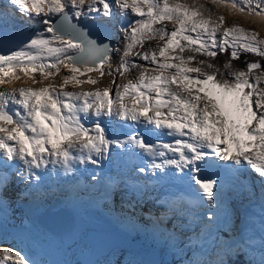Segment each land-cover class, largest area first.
I'll list each match as a JSON object with an SVG mask.
<instances>
[{
    "label": "snow or ice",
    "instance_id": "obj_1",
    "mask_svg": "<svg viewBox=\"0 0 264 264\" xmlns=\"http://www.w3.org/2000/svg\"><path fill=\"white\" fill-rule=\"evenodd\" d=\"M231 7L248 16H264V0H232ZM16 13L42 26L26 42L9 31ZM129 15L138 18L119 28L124 45L114 63L113 53L121 50L111 41L93 39L80 18L110 23L117 17L127 21ZM212 15L204 5L180 0H0V84L20 80V73L33 76L34 83L37 72L42 79L56 80L61 67L68 70L59 85L0 92V214L38 187L49 166L70 173L77 165H98L111 145L149 156L153 169L165 174L172 169L194 181L201 192L197 203L207 202L206 230L219 223L223 211L225 180L210 178L207 171L212 167L222 169L241 193L251 195L258 185L264 210V38L239 25L225 26V17ZM166 20L175 22L172 30L154 27ZM152 39L163 41L159 47L163 61L155 50L136 51ZM17 42L21 46L11 50L9 45ZM229 50L222 67L214 62ZM242 53L259 59H246L245 67L237 68L233 61ZM132 56L155 65L160 74L147 77L145 70L135 81L117 84L116 75L142 67L129 60ZM169 71L170 76L163 75ZM91 72L111 76L115 95L110 96L111 85L95 92L63 91L73 82L98 84L91 76L80 79ZM128 97L133 98L131 104L125 103ZM116 121L142 126L146 134L115 137L111 126ZM152 134L172 139L152 142L148 138ZM209 156L216 159H206ZM24 182L32 183L27 189L17 187ZM128 208L134 212L135 205L129 203ZM163 220L153 218L154 227L175 243V229L163 227ZM219 248L217 259H193L188 264H264V215L258 233L236 230L229 240L219 241ZM0 253V264L9 258L16 264H39L10 248ZM240 255L245 256L243 261L231 259ZM127 264L147 262L133 259Z\"/></svg>",
    "mask_w": 264,
    "mask_h": 264
},
{
    "label": "bare ground",
    "instance_id": "obj_2",
    "mask_svg": "<svg viewBox=\"0 0 264 264\" xmlns=\"http://www.w3.org/2000/svg\"><path fill=\"white\" fill-rule=\"evenodd\" d=\"M207 1L210 2V5L211 4L215 5V7L221 12L220 16L224 15L223 17H225L226 24H227L228 20H231V19L236 20L237 19V20H240L246 26L245 28L253 27L256 30V32H258L260 34L261 37L264 36V16H255V15L248 16L246 14V12L242 14L239 11H237L236 9L231 7L232 0H215V2H213V0H207ZM180 2L181 3H185V4H189V5H196V6L202 5V0H180ZM239 2H240V0H237V3H239ZM16 19H17V21L12 20V19H10V21H9L8 28H9L10 32H16L18 34H22L24 36L30 37L36 31H38V30H40L42 28V26L39 25L37 22L29 20L25 16H22V15L16 16ZM117 21H119V20H117ZM107 23L110 25V27L112 29V37H113L112 46L114 48H116V49H120L121 50V51L113 53V61L115 63L118 60V58H119V56H120V54H121V52L123 50V44H122V41H121L120 37L117 35V32H116L117 25H116V23L115 24L111 23V22L110 23L107 22ZM119 25H120V23H119ZM140 63L142 64V66H146L147 65L146 61H142ZM105 69L106 70L108 69L107 65H105ZM139 70L145 71L144 68L140 69V67H139ZM52 71H55V69H52ZM153 71H155L154 72L155 75H159L160 74L159 70H157V69H153ZM146 72H148V74H151L150 71H146ZM95 73H99V72H91V73H88V74L89 75H94ZM65 74H68V70L64 69L63 67H61V72H60V76L59 77H62V75H65ZM171 74H172L171 71L163 73V75H165V76H170ZM19 75L21 76L20 80H14L12 83L0 84V92L11 91L12 89H14L18 85H27V84L29 85V84H35V83H38V84H41V85L48 84L49 81L51 80V78L50 79H42L39 76L38 72L34 74V78L37 81L35 83L33 82V76H24L22 73H20ZM59 77H57V79ZM123 77L125 79L134 78L133 81L138 78V77L135 78V76H131L130 77V75L127 74V73ZM118 79H120V78H118ZM124 81L125 80H121L120 79V80L117 81V83L122 85L123 83H125ZM95 91H93V92H95ZM132 99H133L132 97L126 98L125 99V103L131 104L132 103ZM161 111L163 113H166L167 109L164 108V109H161ZM149 114L151 115L152 113H149ZM162 119H163V117H162ZM169 122H171L170 118H169ZM149 127H151V126H149ZM134 132L135 131H130L128 129V127L125 126L123 124V122H121V121H116L111 126V134L112 135L114 134L115 137H119L121 139H123L126 135L133 134ZM118 134H119V136H118ZM162 137H164V136H159V137L156 136L158 141H160V139ZM152 142H154V140ZM109 152H110V156L112 157L111 161L113 163V169H114L115 172H117V175H118L117 179L120 180L122 183H125L126 180H134L133 176L130 175V174H132L130 172V170L134 169V165L131 164V162H130L131 160L130 159H131V157H133L136 154L137 151H128L125 148H119L116 145H111L110 148H109ZM169 155H170V153H169ZM121 157L124 159V161H123V163L118 164L117 160H118V158H121ZM91 165L92 164L89 163V164L81 165V166H83L85 169H87ZM158 170H159V172L165 174L160 169H158ZM169 170L170 169H168L167 172ZM76 174H79V175L82 174L81 169H79V165H77L76 169L73 172H70V173H65L62 170L52 171L51 170V166H49V171L46 174H44L42 182L39 183L38 187L33 188L31 190V192H32V194H37V193L43 191L45 188L49 187L50 184L55 185L54 184V180H56V182H58V181L70 182L71 181L69 184H75V181H74L75 179L77 181L85 180L82 177L75 178ZM93 176H95V175L94 174H88L87 175V177L91 181H95V180L92 179ZM20 185H24V183H22ZM80 186L82 187V185H80ZM97 186H98V183H95V187H97ZM27 188H28L27 186L23 187V189H27ZM31 192L26 194V195L27 196L32 195ZM75 194H76V190L72 191L71 195L67 199H64V197L61 198L59 196H54V197H51L53 199L50 202L45 201L42 204L38 203V205H39L38 207L40 209H44V208H45V210H46V208H49L50 210H53V209L55 210L56 209L55 210L56 212L62 211L63 208L57 209L60 204L67 205V206H65V208L69 209L73 213V215L75 217V223H74L75 227H74V230H73L71 236H69V237H67V238H65L63 240L62 239H56V240H60V241H63L65 243L67 242V243H72V244H73V242L76 244V238L82 232L81 228L78 226L80 221H89V219H85V218L88 217V215L86 214V211H85L86 210L85 208H87V205L90 204L94 208L98 207L96 205V200H91V196H89L87 192L85 194L81 195V196L75 195ZM121 194H122V196L126 195L129 199H131L132 197H134L136 199H143L144 202H145V205L149 204V201H148L147 197L155 195V193L151 190L150 185H146L145 187H139L138 190H136L134 187L133 188H125L124 190L121 191ZM233 196H234V192L232 191L229 194V198H233ZM238 196L239 195L236 194V197H238ZM55 200H58V201H55ZM101 200L102 199H99V202ZM51 203L53 204V207L49 206V205H51ZM224 203H225V199H223V204ZM102 205H103L102 208L98 210L99 212H101L103 209L104 210L105 209L106 210L109 209L110 212L111 211L112 212L115 211V212H117L119 214L122 213L121 211L117 210L118 209L117 206L114 207L115 205L107 206V205H105V203H102ZM145 205L142 204V203L139 204V207L142 208L143 212H147L146 210H148V209H146ZM149 211L151 213L155 212L157 214H161L162 213L159 210L158 204H156V203L150 204ZM36 212L37 211L35 210L31 214H29L27 222L25 224H23V226L19 227V229H21V230L27 229L25 232L28 235H30L36 229V227H33L36 224V222L34 221ZM18 213L20 214V216H24V214L21 211H19ZM261 214H263V213L262 212H257V215H261ZM2 215L3 214H0V218H1ZM125 215H126V219H113V221H112L113 225L117 226L118 223L121 220L125 221L127 219L128 220L129 219H134L138 223L133 222L129 227H130V229L132 231L135 232V234H137V235H139L141 237H147L149 235H153L154 236V233L159 232L154 227L153 222L152 221L150 222V218H151L150 216H146V219H149V220H145V217H143V216H138L137 218H135L134 216L129 215L127 213H125ZM194 218L195 217L192 214H189L188 216H185L183 219H176V220H179V222H180L179 225L181 227H187L189 229L196 230L198 232H199V229H201L202 231H205V236H206L205 237V242H206V245H209V244L213 243L214 240L218 241L215 237L217 236V234L219 235V232L221 230L228 229V228H230V226H232V227L234 226V222H225V223H218V224L214 225L211 229L206 230L204 228V219L194 220ZM90 220H92V219H90ZM245 221L247 223L249 222V220H247V219ZM148 223H150L151 228H148V226H147ZM139 224L142 225V228L139 226ZM37 225L38 224H36V226ZM163 225H164V223H163ZM38 226H37L38 229L44 231L43 228H41L40 226L38 227ZM32 228H33V230H32ZM240 229H243L242 226H241ZM251 229L258 233V231L256 229V226H254L253 224L251 226ZM30 231H31V233H30ZM25 232L23 231L22 234H25ZM161 235H162V233L160 232L159 236H161ZM229 235L230 234H226L224 236L222 235L223 239L226 240L229 237ZM136 237H138V236H136ZM223 239H221V240H223ZM227 240H229V239H227ZM3 248H7V247L6 246L5 247L1 246V249H3ZM9 259H10L9 264H16V262L13 261L14 260L13 258H9ZM77 261L80 262L79 259H77ZM127 261H129V259H123L122 258V264H127Z\"/></svg>",
    "mask_w": 264,
    "mask_h": 264
},
{
    "label": "rangeland",
    "instance_id": "obj_3",
    "mask_svg": "<svg viewBox=\"0 0 264 264\" xmlns=\"http://www.w3.org/2000/svg\"><path fill=\"white\" fill-rule=\"evenodd\" d=\"M202 5H204L205 8H208V9H210L212 11V13H213L212 18L213 19H218L220 17L221 12L215 7V5H212V4L210 5V2H208L207 0H202ZM132 16H134V15H132ZM132 16L131 17H128L127 21L124 20L123 24L125 26H126V23L127 22H130V21L138 18L136 16H134V17H132ZM117 20H118V17L115 20H113L111 23H114V24L116 23V25H117V29H116L117 35L120 37V39L122 41V44L124 45V37H123V34L119 31L120 26L118 25V22L119 21H117ZM233 24L239 25V26H241L243 28L246 27L240 20H237V19L236 20H234V19L228 20L227 21V24H225V26H232ZM154 27H166L168 30H172V28L175 27V22L174 21H170V20H166V21L163 22V24L155 25ZM245 29H247L249 31H256L253 27H249V28H245ZM221 32H222V30H221ZM217 36L219 37L220 36V33H218ZM262 38H264V36H262ZM181 43H186V42L182 41ZM162 45H163V41H159L158 39L145 40L144 41L143 48L138 47L136 49V51H141V52L148 51V52H151L152 50H155L157 52V58L159 60L163 61L164 58L159 56V47L162 46ZM169 54H171V53H169ZM134 58H138V57L132 56V57H129V60H134ZM142 61H144V60L141 59V61H136V62H139V64L137 63L138 65H142L140 63ZM169 62L170 63H178V61H169ZM146 63H147V65L140 67V69L141 68L148 67L147 71H150L151 74H147V77L154 76L155 75L154 74L155 71H153V69H156V66L155 65H152V64H150L148 62H146ZM136 69L139 70V68H136ZM130 71L127 74L130 75ZM139 71L145 72L143 70H139ZM77 75H79V74H77ZM193 75H196V74H193ZM87 76H89V74H87L86 76L80 77V79H87ZM134 76H136V75L134 74ZM93 77L96 78L99 81L98 84L93 85L91 83H86V84H83V85H76L73 82V83L67 85L63 89V91L68 90V91H72V92H80L81 88H83L81 86H85L87 84H88V86H90V88H91L90 90L95 91V90L99 89V90L102 91L105 88V84L110 85L111 84V81H112V77L111 76H107V75H105L104 77H101L100 75L93 76ZM61 78L62 77H59L58 79L56 78V80H52L51 79L48 84L59 85L60 83L63 82ZM118 80H120V79H118ZM45 86H47V85L46 84L41 85V84L35 83V84H29V85L28 84L27 85H18V86L15 87V89H19V88H22V87L23 88L38 89V88L45 87ZM112 87H114V85H112ZM57 89H58V91L59 90L61 91V89H59V87H57ZM184 94H186V93H184ZM6 126L8 128L14 127V125H11V124L6 125ZM82 224H85L84 226L86 228H90L91 229L92 235H93L94 238H93L92 243H91L90 246H92V247L94 246L96 248V252L97 253L98 252H102V250L104 248L109 247V245L111 244L110 243V238L111 237L109 236L110 234H109V232H108V230H107V228L105 226L98 225V223H96L94 220H90V219H89V221H86V223H82ZM37 226H36V224L33 226V227H36V229L31 233V231L33 230V228H32V230L30 231L31 234L28 235L26 239L25 238H20L21 241H22V243L20 245H18V248H15V247L11 248L9 245L6 246V245H1V244H0V246H3V247L6 246L7 248L9 247V248L13 249V251L22 252L23 255H25L28 259L37 261V262H39V264H42V262L38 259V257H39L38 254L36 252L33 253L32 252L33 249L32 248L30 249V247L27 246V245L30 246L31 245L30 243H33V241H34V238L33 237L34 236H36V235H42V236H44L43 237L44 238V241H42V243H44V245H42L41 248H42V251L43 252L45 250L46 254H44L41 257V259L43 261H46V259H47V261H49V264H74V262L77 261V257L73 256V254L74 253L78 254V251H80V250L82 251V255L83 256H88L89 255V248H88V246H84V244H82L81 247H78V248L73 247L75 245L74 242L72 244V243H67V242L65 243L63 241L56 240L55 238L51 237L48 234V232H46L45 230L43 231V230L38 229ZM84 230L85 229H81L82 232ZM227 234H230L228 238L226 237L227 239H229L232 236L233 233H227ZM224 235H226V234H224ZM223 236H222V238H223ZM96 237L103 238V240L101 242H97V240H95ZM18 239L19 238L11 239L10 240V245H12L13 242H15V244H16ZM112 240L114 242V239H112ZM125 244H126V242H124L123 240H121L119 242V245L117 247H124ZM212 244L213 245H216V244L219 245V242L216 241V240H214ZM28 250H30V253L32 254L31 257L28 256L29 255L28 254ZM73 250L75 252H73ZM211 250H213V247L211 249H208V251H211ZM219 251H220V248L217 251V253H219ZM168 252H171L172 253L173 252V249L168 250ZM167 253H165V257L162 258V259H158V260H155L154 259V260H152L151 261V264H165V263H167L171 259V255H168ZM0 256H2V253H0ZM134 256H135V254H132V258ZM159 256L160 257H163L164 255L163 254H160ZM49 257L51 259H49ZM2 258L3 257H0V259H2ZM215 259H213V260H215ZM8 261H10V259H8ZM80 262L82 264H101V263L102 264H115L113 262L112 263H108V261L106 260V258L97 259V260H94L93 258H90V259L80 260Z\"/></svg>",
    "mask_w": 264,
    "mask_h": 264
},
{
    "label": "water",
    "instance_id": "obj_4",
    "mask_svg": "<svg viewBox=\"0 0 264 264\" xmlns=\"http://www.w3.org/2000/svg\"><path fill=\"white\" fill-rule=\"evenodd\" d=\"M73 22H76L75 18ZM80 25L88 29L89 35L93 39H97L98 42L111 41L112 43V29L106 21H91L81 17ZM35 218L36 224L57 239H64L71 236L75 227V217L67 208H63L60 212L50 211L46 208L44 211H39ZM31 255L29 252V256ZM74 264L82 263L75 261Z\"/></svg>",
    "mask_w": 264,
    "mask_h": 264
},
{
    "label": "trees",
    "instance_id": "obj_5",
    "mask_svg": "<svg viewBox=\"0 0 264 264\" xmlns=\"http://www.w3.org/2000/svg\"><path fill=\"white\" fill-rule=\"evenodd\" d=\"M229 55H230V50L228 52H225V53H220L218 54V57L216 58V60L214 61L215 63H217L218 65H220L222 67L223 63L229 58ZM248 60V61H254L256 59H259L258 57H255L253 54L251 53H248V54H241V57L239 60L237 61H233V64L237 67V68H244L245 67V63L244 61L245 60ZM95 240H97V242H99V237L95 238ZM90 249L96 253V248L93 246V247H90ZM218 258V257H217ZM216 258V259H217ZM227 258V257H226ZM231 259H236V260H240V261H243L245 259V256L244 255H240V256H237V257H232Z\"/></svg>",
    "mask_w": 264,
    "mask_h": 264
}]
</instances>
